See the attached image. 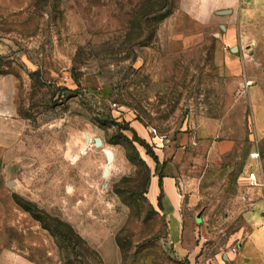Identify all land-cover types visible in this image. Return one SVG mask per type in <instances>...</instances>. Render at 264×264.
Listing matches in <instances>:
<instances>
[{"label":"rangeland","instance_id":"obj_1","mask_svg":"<svg viewBox=\"0 0 264 264\" xmlns=\"http://www.w3.org/2000/svg\"><path fill=\"white\" fill-rule=\"evenodd\" d=\"M161 1L0 0V81L22 126L0 148V264H101L93 244L110 233L123 264H176L152 203L163 164L131 130L158 155L161 140L205 120L229 137L243 116L246 136L218 162L197 165L186 152L180 194L210 254L248 237L247 215L264 202V137L253 123V102L264 100V15L237 42L236 18H196L190 0L154 12ZM254 168L259 187L244 180Z\"/></svg>","mask_w":264,"mask_h":264},{"label":"crops","instance_id":"obj_2","mask_svg":"<svg viewBox=\"0 0 264 264\" xmlns=\"http://www.w3.org/2000/svg\"><path fill=\"white\" fill-rule=\"evenodd\" d=\"M192 5L187 8L189 14L196 18L209 15L224 16L227 19L236 18L238 27L230 38L233 41H249V35L243 30L244 26L258 24L264 15V0H190ZM245 86L252 82L245 74L242 76ZM14 99L11 87L0 81V148L5 149L14 145L21 136V123L14 114ZM241 127L237 130H225L220 121L205 120L199 123L192 134H180L168 141H162L158 149V158L163 164L161 206L157 210L158 216L166 222L169 246L176 253V264H264V202L259 200L253 205L247 219L250 226L248 237L231 251L224 255L211 253L210 248L196 244V235L200 227L188 221L183 210L181 186L185 185L181 179L183 159L186 152L196 154L197 165L207 162H218L222 155H228L236 148L237 141L247 134L246 116L239 120ZM253 123L256 137H264V100L253 102ZM229 130V131H228ZM224 151H226L224 153ZM224 153V154H223ZM253 155V154H252ZM195 164V165H196ZM254 170L257 171L256 168ZM259 176L260 173L258 172ZM245 180V178H244ZM261 185L260 183L257 187ZM152 203H158L160 194L159 177L153 178L151 183ZM159 205V204H158ZM256 215L259 219L256 220ZM256 221L257 226L250 222ZM99 255L101 264H123L122 252L115 235L111 233L100 238L99 244H93ZM186 258V260H185ZM184 260V262H183Z\"/></svg>","mask_w":264,"mask_h":264},{"label":"trees","instance_id":"obj_3","mask_svg":"<svg viewBox=\"0 0 264 264\" xmlns=\"http://www.w3.org/2000/svg\"><path fill=\"white\" fill-rule=\"evenodd\" d=\"M162 2V5H161V9H156V11H154V12H157L158 10L160 11V10H165L167 7H168V0H162L161 1ZM133 133H134V135H135V138H136V140L147 150V154L156 162V163H158L159 162V158H158V156L155 154V153H153V151H151L150 149H149V147L146 145V143L142 140V139H140V138H138L137 137V133H136V131H134V130H131ZM162 179H163V175H159V188H160V194H159V196H158V204H159V206H161V200H162V198H163V191H162ZM63 224V223H62ZM64 226H66L70 231H72V232H74V230L72 229V227L71 226H69V225H65V224H63ZM45 229H48L47 227H44ZM53 236H54V233L51 231V230H48ZM56 237V236H55ZM95 254L99 257V255H98V253L95 251Z\"/></svg>","mask_w":264,"mask_h":264},{"label":"built area","instance_id":"obj_4","mask_svg":"<svg viewBox=\"0 0 264 264\" xmlns=\"http://www.w3.org/2000/svg\"><path fill=\"white\" fill-rule=\"evenodd\" d=\"M162 139L166 140L167 136H162ZM252 157L255 158V159H258L259 154L258 153H254L252 155ZM245 181L248 182L249 186L256 187L260 183V176H259V174H258V172L256 170H253V171H251V172H249L247 174V176L245 177ZM263 227H264V225H263ZM236 250L237 249L235 248L233 251L236 252Z\"/></svg>","mask_w":264,"mask_h":264},{"label":"water","instance_id":"obj_5","mask_svg":"<svg viewBox=\"0 0 264 264\" xmlns=\"http://www.w3.org/2000/svg\"><path fill=\"white\" fill-rule=\"evenodd\" d=\"M87 139H89V137H87ZM97 145L102 146V142L100 140H97ZM106 154L108 155L109 158V164H111L114 161V153L110 150H106Z\"/></svg>","mask_w":264,"mask_h":264},{"label":"bare ground","instance_id":"obj_6","mask_svg":"<svg viewBox=\"0 0 264 264\" xmlns=\"http://www.w3.org/2000/svg\"><path fill=\"white\" fill-rule=\"evenodd\" d=\"M108 151V150H107Z\"/></svg>","mask_w":264,"mask_h":264}]
</instances>
